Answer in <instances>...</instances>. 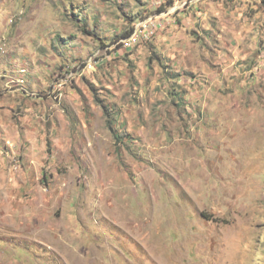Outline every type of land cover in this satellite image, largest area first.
I'll return each instance as SVG.
<instances>
[{
    "label": "rangeland",
    "instance_id": "374dc122",
    "mask_svg": "<svg viewBox=\"0 0 264 264\" xmlns=\"http://www.w3.org/2000/svg\"><path fill=\"white\" fill-rule=\"evenodd\" d=\"M188 4L0 0V264H264V19Z\"/></svg>",
    "mask_w": 264,
    "mask_h": 264
},
{
    "label": "crops",
    "instance_id": "0c3cea01",
    "mask_svg": "<svg viewBox=\"0 0 264 264\" xmlns=\"http://www.w3.org/2000/svg\"><path fill=\"white\" fill-rule=\"evenodd\" d=\"M259 2L260 0H191L186 7V10H189V12H183L184 14L179 12L176 17L183 24L184 28L186 27L189 30L200 29L198 36L204 38L208 43L211 41L229 42V51L234 52L232 54L237 59L239 55L237 53L240 46L239 42H242L240 38L241 34L244 31L250 32V36L252 32L254 35L257 33L253 31V27L250 29V19L254 17V20H256L260 16L259 14H262L264 19V13H256ZM252 11L256 14H252ZM168 14L164 13L155 16V21L158 22L159 20L160 23H164L163 17H168ZM172 25H174V22ZM172 25L164 33H170L174 37L173 32L174 30L177 31L178 27ZM176 26H178V21ZM211 31L216 33L214 37L210 34ZM200 37L197 38L200 39Z\"/></svg>",
    "mask_w": 264,
    "mask_h": 264
},
{
    "label": "built area",
    "instance_id": "2783aa9c",
    "mask_svg": "<svg viewBox=\"0 0 264 264\" xmlns=\"http://www.w3.org/2000/svg\"><path fill=\"white\" fill-rule=\"evenodd\" d=\"M188 1L191 0H166V3H170L171 6H173V8H175L176 5H178V2H181V5H186L188 3ZM142 28H146L145 24L141 25ZM142 29H134L132 35L129 38H126L125 40H131L132 38H134L137 34L136 33H141ZM152 34V32L150 31L149 34Z\"/></svg>",
    "mask_w": 264,
    "mask_h": 264
},
{
    "label": "trees",
    "instance_id": "16d2710c",
    "mask_svg": "<svg viewBox=\"0 0 264 264\" xmlns=\"http://www.w3.org/2000/svg\"><path fill=\"white\" fill-rule=\"evenodd\" d=\"M133 33V29H129L128 31L124 32L122 35L119 36V39H126L129 38Z\"/></svg>",
    "mask_w": 264,
    "mask_h": 264
}]
</instances>
